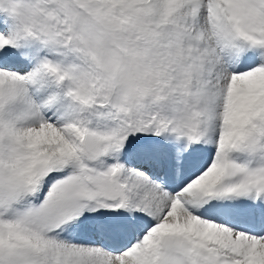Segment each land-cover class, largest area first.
<instances>
[{
    "label": "snow or ice",
    "instance_id": "obj_1",
    "mask_svg": "<svg viewBox=\"0 0 264 264\" xmlns=\"http://www.w3.org/2000/svg\"><path fill=\"white\" fill-rule=\"evenodd\" d=\"M0 264H264V0H0Z\"/></svg>",
    "mask_w": 264,
    "mask_h": 264
}]
</instances>
